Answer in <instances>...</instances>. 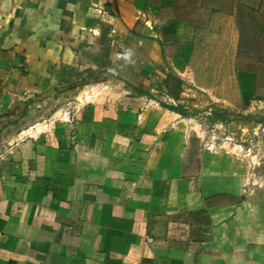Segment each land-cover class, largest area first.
<instances>
[{"label": "crops", "instance_id": "1", "mask_svg": "<svg viewBox=\"0 0 264 264\" xmlns=\"http://www.w3.org/2000/svg\"><path fill=\"white\" fill-rule=\"evenodd\" d=\"M195 87L264 113V0H0V264H264V169Z\"/></svg>", "mask_w": 264, "mask_h": 264}, {"label": "rangeland", "instance_id": "2", "mask_svg": "<svg viewBox=\"0 0 264 264\" xmlns=\"http://www.w3.org/2000/svg\"><path fill=\"white\" fill-rule=\"evenodd\" d=\"M204 62L205 59H203ZM205 93L204 90L195 87L193 92L183 95V101L172 107L176 108L183 118L194 117V124L200 126L203 121L208 122V136L204 134L202 141V134H199V141L210 145L211 155L217 154V147L220 146L230 158L243 162L251 161V165L255 166L256 170H263L264 113L260 111L246 114L235 113L230 109L232 107H227L221 111L215 110L210 118L206 114L208 105L201 102ZM229 94L232 96L233 92ZM190 100L196 103L192 105ZM250 169L254 170L253 168L246 170Z\"/></svg>", "mask_w": 264, "mask_h": 264}, {"label": "built area", "instance_id": "3", "mask_svg": "<svg viewBox=\"0 0 264 264\" xmlns=\"http://www.w3.org/2000/svg\"><path fill=\"white\" fill-rule=\"evenodd\" d=\"M105 87H107V84H99V83H96V84H94L93 87L90 88L91 89V94L92 95L93 94L94 95L102 94L103 91H104V89H105ZM215 110H216V108H214L211 105H208L206 114L210 118H212V115H213V113H214ZM65 114H66V112H63L62 115H65ZM68 119H70V118H68V116L66 118H64V119L62 117L59 118V120H65V121H67Z\"/></svg>", "mask_w": 264, "mask_h": 264}, {"label": "trees", "instance_id": "4", "mask_svg": "<svg viewBox=\"0 0 264 264\" xmlns=\"http://www.w3.org/2000/svg\"><path fill=\"white\" fill-rule=\"evenodd\" d=\"M171 79L174 81V83L178 86V84L180 83V80L175 78V77H171ZM218 111V110H217ZM214 114V113H213Z\"/></svg>", "mask_w": 264, "mask_h": 264}]
</instances>
